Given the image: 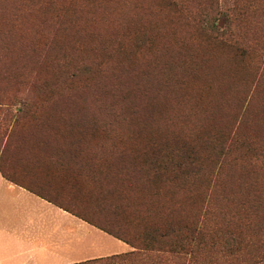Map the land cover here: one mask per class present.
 <instances>
[{"label":"rangeland","instance_id":"374dc122","mask_svg":"<svg viewBox=\"0 0 264 264\" xmlns=\"http://www.w3.org/2000/svg\"><path fill=\"white\" fill-rule=\"evenodd\" d=\"M48 1L0 0V166L6 175L115 229L122 224L113 218L118 211L102 196L142 185L139 157L149 145L171 141L175 148L177 141L199 144L206 134L216 136L214 144L225 140L224 151L211 181L181 192L190 197L192 222L200 217V228L212 231L191 264H264V0H51L52 7ZM121 10L136 18L152 13L163 32L151 57H137L160 75L149 88L161 92L155 106H113L88 74L66 72L67 60L79 67L99 57L107 71L116 66L122 59L116 53L84 48L97 45L92 32L108 34ZM223 11L234 24L215 39L203 31V20ZM114 24L117 36L105 37L109 48L130 43L125 23ZM110 75L106 84L115 80ZM166 92L173 96L170 112L162 107ZM173 112L180 119L167 123ZM180 128L181 136L167 137ZM95 243V258L133 250L100 238ZM163 260L183 264L177 256Z\"/></svg>","mask_w":264,"mask_h":264},{"label":"trees","instance_id":"16d2710c","mask_svg":"<svg viewBox=\"0 0 264 264\" xmlns=\"http://www.w3.org/2000/svg\"><path fill=\"white\" fill-rule=\"evenodd\" d=\"M48 4H51L50 7L53 6L51 0L48 1ZM169 5L175 8L172 1ZM93 8L97 9L98 7L93 6ZM178 13L181 12L178 11ZM138 15L139 18L132 17L121 10L120 15L118 14L111 23L113 27H110L106 36L103 37L102 34L95 32L90 34L91 41L94 38L97 45L88 44L84 48L85 51L97 54H101L102 51L108 54L116 53L122 58L111 71L104 68L103 60L99 57L79 67H71L72 62L66 61L67 73L72 70L78 72V69H81L83 73L88 74L89 79H94V86L98 90H103L106 92L105 95L111 96L113 106L122 103L129 108L140 105L149 107L152 104L157 105L158 98H161L159 90L154 93V89L152 91L149 89L153 87V81L156 78L159 79L160 75H155L150 64L146 66L143 62L142 66V62L138 61L137 57L145 55L146 52L150 54L154 40L163 32L158 27V22L154 21L157 17H152V13L149 14L145 10V14L138 12ZM120 20L125 23L122 26L126 30L125 36L133 38L126 40L130 43L117 42L109 48V42L105 37L111 36L113 39L117 36L119 27L114 23H118ZM143 20L145 21L143 22ZM203 21L205 23L203 31H208L215 39L225 35L224 28H231V25L234 24L229 12L224 11L217 13L216 17H207ZM74 72L76 73V71ZM110 72L115 73V80L106 84L104 80L111 77ZM130 77H135L136 80H132ZM148 96H151L152 99ZM163 97L165 102L162 107L170 112V101L173 96L166 92ZM172 116L173 118L168 119L167 123H174L175 119H180L175 112L172 113ZM181 128L178 131H169L167 137L181 136ZM168 130L169 128L166 132ZM212 138L217 137L206 134L199 144L189 143L188 140L177 141L175 148L170 146L171 141H159L149 145L139 157L140 168L138 170L143 176L141 180H144L142 185L114 188L102 196L103 200L110 202V205L118 211L113 217L122 223L118 228L99 226L60 205L66 211L123 241L133 249L123 254L77 264H167L163 259L169 256L179 257L183 264H186L188 256H191L189 264L194 262V255L203 244L205 245V237L212 231L206 232L200 228L201 222L198 223L200 217L192 222L187 208V198L190 197L182 195L181 192L186 191L190 185L199 182V180L210 182L214 176V166L219 160L221 161L225 140H219L214 144ZM220 138L224 139L225 135ZM0 169L7 179L22 184L9 178L1 166ZM30 190L36 192L31 187ZM159 254L162 255L161 258L158 256ZM157 258L161 260L156 261Z\"/></svg>","mask_w":264,"mask_h":264},{"label":"crops","instance_id":"0c3cea01","mask_svg":"<svg viewBox=\"0 0 264 264\" xmlns=\"http://www.w3.org/2000/svg\"><path fill=\"white\" fill-rule=\"evenodd\" d=\"M48 188L59 192L54 185ZM96 238L121 248L126 244L57 201L7 179L0 169V264H77L97 259ZM109 251L99 258L112 256Z\"/></svg>","mask_w":264,"mask_h":264}]
</instances>
